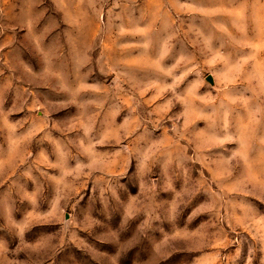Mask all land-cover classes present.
<instances>
[{"label":"rangeland","instance_id":"374dc122","mask_svg":"<svg viewBox=\"0 0 264 264\" xmlns=\"http://www.w3.org/2000/svg\"><path fill=\"white\" fill-rule=\"evenodd\" d=\"M0 264H264V0H0Z\"/></svg>","mask_w":264,"mask_h":264}]
</instances>
